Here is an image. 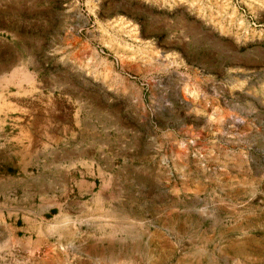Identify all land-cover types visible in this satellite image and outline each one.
Instances as JSON below:
<instances>
[{
	"label": "rangeland",
	"instance_id": "374dc122",
	"mask_svg": "<svg viewBox=\"0 0 264 264\" xmlns=\"http://www.w3.org/2000/svg\"><path fill=\"white\" fill-rule=\"evenodd\" d=\"M0 264H264V0H0Z\"/></svg>",
	"mask_w": 264,
	"mask_h": 264
},
{
	"label": "crops",
	"instance_id": "0c3cea01",
	"mask_svg": "<svg viewBox=\"0 0 264 264\" xmlns=\"http://www.w3.org/2000/svg\"><path fill=\"white\" fill-rule=\"evenodd\" d=\"M73 158L75 161L73 164L71 163L72 165L77 164L83 167L82 170H78L79 175L75 181V192L80 197L78 202L85 209L86 218L93 219L91 228H85L84 230V241L94 240L107 243L114 240L133 241L132 233L136 229L135 231L140 232V236L137 237L141 239L139 243H144L142 239L145 236L143 234L148 232L146 228L143 230L142 228H136L132 224H122V226L117 228L115 214L117 194L111 190V185L115 189L116 180L110 176L102 180L97 178L96 174L98 175L99 172L94 155H82L78 151ZM60 204L61 208H64L65 200H62ZM50 207H53V205L51 204ZM100 208L105 209V211L102 213ZM118 229L123 234L119 238L117 237Z\"/></svg>",
	"mask_w": 264,
	"mask_h": 264
}]
</instances>
